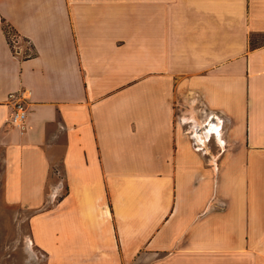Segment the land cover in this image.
<instances>
[{
  "label": "crops",
  "instance_id": "1",
  "mask_svg": "<svg viewBox=\"0 0 264 264\" xmlns=\"http://www.w3.org/2000/svg\"><path fill=\"white\" fill-rule=\"evenodd\" d=\"M0 162L45 264H264V0H0Z\"/></svg>",
  "mask_w": 264,
  "mask_h": 264
},
{
  "label": "rangeland",
  "instance_id": "2",
  "mask_svg": "<svg viewBox=\"0 0 264 264\" xmlns=\"http://www.w3.org/2000/svg\"><path fill=\"white\" fill-rule=\"evenodd\" d=\"M176 114L177 116L182 115L180 109H176ZM192 114V117H196L199 121L201 120L199 117H202L204 111L198 108L196 113L192 111ZM204 128L206 126H203L199 131H203ZM1 175L2 165L0 162V264H45L44 253L34 247L29 238L28 217L31 210L4 200ZM60 177L61 179H59ZM63 177L61 164L58 163L51 170L50 185L56 180L62 182Z\"/></svg>",
  "mask_w": 264,
  "mask_h": 264
},
{
  "label": "built area",
  "instance_id": "3",
  "mask_svg": "<svg viewBox=\"0 0 264 264\" xmlns=\"http://www.w3.org/2000/svg\"><path fill=\"white\" fill-rule=\"evenodd\" d=\"M5 28L9 38V42L16 53L23 51V53L28 54L32 51V46H31L32 43L30 39L23 37L18 31H16L10 25H6ZM24 42H27L29 46L23 48L22 43ZM9 97L11 99H15V104H16V111L12 115L11 122L17 125H22L27 112V107L23 99V96L22 94H20L19 96V93L17 91H12L9 93Z\"/></svg>",
  "mask_w": 264,
  "mask_h": 264
},
{
  "label": "bare ground",
  "instance_id": "4",
  "mask_svg": "<svg viewBox=\"0 0 264 264\" xmlns=\"http://www.w3.org/2000/svg\"><path fill=\"white\" fill-rule=\"evenodd\" d=\"M194 118H196V117H194ZM196 122L199 124V121H198L197 118H196ZM209 124H211L210 128H212L211 130L209 129V131H212L213 129L215 130V129H217V127H218V126L216 127L215 125H213V124L210 123V122H209ZM214 130H213V131H214ZM195 133H196L198 136H200V137H201V135L203 134L202 132H201V133L198 132V130H196Z\"/></svg>",
  "mask_w": 264,
  "mask_h": 264
}]
</instances>
